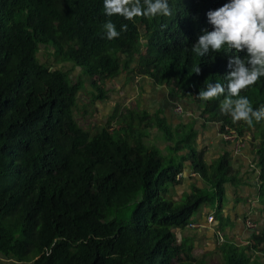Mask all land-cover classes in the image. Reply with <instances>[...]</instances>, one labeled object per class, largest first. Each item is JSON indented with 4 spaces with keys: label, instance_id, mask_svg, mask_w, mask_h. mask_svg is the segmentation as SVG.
I'll use <instances>...</instances> for the list:
<instances>
[{
    "label": "trees",
    "instance_id": "trees-1",
    "mask_svg": "<svg viewBox=\"0 0 264 264\" xmlns=\"http://www.w3.org/2000/svg\"><path fill=\"white\" fill-rule=\"evenodd\" d=\"M227 2L169 0L171 16L126 20L106 16L103 0H0V256L15 264H205L176 229L209 227L210 216L221 225L216 234L228 225L226 185L239 177L232 151L205 160L197 137L212 124L251 136L264 213V120L234 122L220 111L223 95L198 98L207 80L226 84L229 56L247 55L190 50L212 30L207 12ZM108 20L120 32L112 40ZM41 48L52 62L40 60ZM135 70L168 89L176 124L161 108L121 116L120 106L106 124L78 120L80 92L94 105L108 100L109 83ZM241 95L254 109L264 105V77ZM185 100L195 116H185ZM203 208L211 213L201 223ZM225 239V264H264V223L248 245Z\"/></svg>",
    "mask_w": 264,
    "mask_h": 264
},
{
    "label": "clouds",
    "instance_id": "clouds-1",
    "mask_svg": "<svg viewBox=\"0 0 264 264\" xmlns=\"http://www.w3.org/2000/svg\"><path fill=\"white\" fill-rule=\"evenodd\" d=\"M103 3L106 16L119 15L126 20L168 17L173 14L169 0H103ZM207 18L212 30L205 29L204 34L199 36L190 49L194 55L204 57L210 53L231 50L237 53L246 51L247 55L245 59L239 55L229 56L230 72L225 77L226 84L207 80L198 98L208 101L223 95L220 111L230 115L234 122L244 121L253 126L254 120H264V105L254 109L248 97L241 93L264 77V0H229L218 9L209 10ZM127 28V24L121 25V31L126 32ZM103 32L108 40L120 35L111 20L103 24ZM194 72L198 74L200 67H196ZM225 134L223 132L222 137L225 138ZM207 223L212 225L209 219ZM192 227L201 226L194 224ZM220 233L223 232H217Z\"/></svg>",
    "mask_w": 264,
    "mask_h": 264
},
{
    "label": "crops",
    "instance_id": "crops-1",
    "mask_svg": "<svg viewBox=\"0 0 264 264\" xmlns=\"http://www.w3.org/2000/svg\"><path fill=\"white\" fill-rule=\"evenodd\" d=\"M126 75V76H125ZM142 80V83L145 84V86L142 84L141 89L142 93L140 96H138V104L134 107H131V105L127 106V112L129 110H135V109H141V110H147V105L144 104V101L150 96L152 91H156V94H154L153 98L151 99V103L149 104L148 111L157 110L159 108L165 110L164 116L168 117L170 120V123L176 124L180 118V115H172L171 106L172 103L170 102L168 98V89L167 88H161V87H154L152 85V81L145 77H139V80ZM128 82L127 74L123 73L122 76L118 79L117 83H121L118 88L112 89V84L108 85L109 90H111V94L114 92V90H117L118 92L122 90V86L124 83ZM134 92H136L135 87H133ZM157 92H160V95H158ZM122 92L119 94H113L114 97H120L122 96ZM141 98V99H140ZM131 100V97L129 98ZM187 103V101L185 100ZM160 103V104H158ZM185 103L187 112H185V116L189 117L191 115H196L194 112V107L190 103ZM97 104V102H96ZM105 104V103H104ZM133 104V102H132ZM152 104L154 106H152ZM182 104L184 106V102L182 101ZM184 106V107H185ZM100 109L105 110L106 113H111V116L113 113H115L116 109L112 108L109 109V107L101 108ZM121 108V107H120ZM176 118L177 120L172 121V118ZM102 123V120H101ZM104 123V122H103ZM219 135H221L219 131V127L216 124H212L209 128L204 129V134L199 135L201 138H198V143H201L203 141V146L206 147V150L210 151V154H213L215 152H218V156L216 155L215 159L219 157L222 151L229 150L233 152V163L234 167L236 169V176L239 177V181L237 184L234 183H228L226 185L227 187V197L228 201L226 199L227 205L222 209V214H224L226 221L228 222V225H226L225 229L223 230L226 237H229V239L232 240H249L252 236L253 231L248 230L246 227L244 221L249 217L254 222L261 227V225L264 223V213L261 211V204L259 201L260 198V188L259 186H254V183L259 179V173H258V164L256 160V151L253 148L252 142H251V136H248L247 138L242 137L236 139L234 142H227L224 141L223 137L220 138ZM236 142H245L244 148L242 149L241 153L238 155L235 153L234 148H230V145H235ZM214 159V160H215ZM188 174L186 173L185 176ZM187 188V187H186ZM183 189V188H182ZM190 192V190H188ZM182 194V192H181ZM211 212H207L206 208H203L197 216L195 217L196 221H199L201 223H204L206 220V217L210 215ZM212 227V230H206L204 233V237H207L210 241L216 240V229H219L220 223L216 219L215 224L210 225ZM180 230V229H178ZM190 230L193 232L194 235H199L201 233V229L194 228V229H184L181 231ZM186 240L189 244L193 245V251L196 248V243L193 241L189 242V237L183 236L182 240ZM198 240V239H197ZM180 241V242H181ZM244 241H242V244L244 245ZM200 242V241H199ZM204 242V241H203ZM200 242V243H203ZM250 242V241H249ZM247 242V243H249ZM205 252V251H204ZM195 253L193 252V255Z\"/></svg>",
    "mask_w": 264,
    "mask_h": 264
},
{
    "label": "rangeland",
    "instance_id": "rangeland-1",
    "mask_svg": "<svg viewBox=\"0 0 264 264\" xmlns=\"http://www.w3.org/2000/svg\"><path fill=\"white\" fill-rule=\"evenodd\" d=\"M144 31L142 30V33ZM51 51L41 48V51L39 52V57L40 60L43 62L48 63L49 61H51ZM68 63H73L71 61H66ZM170 61L167 60V64ZM135 67H137V63H134ZM58 68H61V66H58ZM75 70L72 73V75H76ZM130 73V72H129ZM132 75V78L130 80H128L127 83H124V85L122 86V90L121 91H117L114 90V92L111 94V98H109L108 100H99L97 101V104H91L88 101V93L86 92V90L80 92V99H79V105L75 110V115L78 118V120L86 126H89L90 123L92 122H99L102 123L101 124H106L108 119H111V113H106L105 110H102L99 108V106H101V108H105V107H109V109L112 108H116L118 106H120V113L121 116H125L127 115V106L129 107L131 105V107H134L138 104V96L141 95L142 93V89H141V85L142 80H139V75L137 74V70L133 71L130 73ZM117 80V79H116ZM112 89L114 88H118V86L121 84L117 83V81H114L112 83ZM146 84V83H145ZM145 84H143L145 86ZM133 87H135L136 92H134ZM166 87L164 86V89ZM122 92V96L120 97H114L113 94H117V93H121ZM158 95H160V92H157ZM154 94H156V91H152L150 96L144 101V104L147 105V110L149 109V104L151 103V99L153 98ZM131 97V100H129V98ZM141 99V98H140ZM133 102V104H132ZM182 101H180L181 103ZM105 103V104H104ZM160 104V103H158ZM152 106H154L152 104ZM84 108L87 112L84 111ZM151 111H154L153 109H151ZM157 113L152 112L151 115H156ZM119 119V118H118ZM177 120L175 117L172 118V121ZM104 122V123H103ZM115 123L118 125L117 119H115ZM192 125H188L186 128V132H188L189 130H191ZM199 138H201L199 136ZM237 139V134L235 133V130H233L232 132V137L230 133H226L225 134V138L224 141L227 142H234ZM243 139V138H242ZM245 142H236L235 145H230V148H234L235 149V153L238 155L239 153H241L242 149L244 148ZM222 152H225V150H223ZM216 155L218 156V152H215L213 154H210L209 150H205L204 151V157L205 160L207 161V163L210 162V160H214ZM261 185V181L260 179H258L255 183L254 186H260ZM176 196H181V192L176 193ZM228 201V198H227ZM227 205V203H226ZM248 229H251V231H254L255 229L257 231H260V226L258 225H250L248 227ZM206 230H212V227H201V233L200 236L199 235H194L193 232H191L190 230H186V231H181L176 229V235L178 237L179 242L182 240L183 236H187L189 237V242L193 241V243H196V248L194 249V255L193 257L196 259H204L205 264H225L224 262V255H222V244L223 241H226L225 239V234L220 233V234H216V240L215 241H210L209 239H207V237H204L205 235V231ZM198 239V240H197ZM203 243H200V242ZM244 241V239H243ZM235 242L237 244H242V240L237 239L235 240ZM248 240L244 241V245H248ZM241 246V245H240ZM205 251V252H204ZM184 261L186 260V258H183ZM16 261L13 259H6L3 256H0V264H15Z\"/></svg>",
    "mask_w": 264,
    "mask_h": 264
},
{
    "label": "built area",
    "instance_id": "built-area-1",
    "mask_svg": "<svg viewBox=\"0 0 264 264\" xmlns=\"http://www.w3.org/2000/svg\"><path fill=\"white\" fill-rule=\"evenodd\" d=\"M177 110H178V111H181V110H182V107H181V106H178V107H177ZM213 220H214L213 216H210V217H209V222L212 223ZM249 224H250V225H254V224H251V223H249ZM250 225H249V226H250ZM192 226H193V225H192Z\"/></svg>",
    "mask_w": 264,
    "mask_h": 264
}]
</instances>
